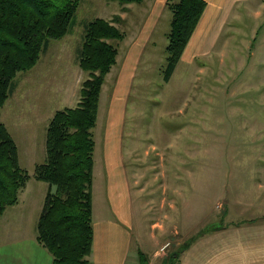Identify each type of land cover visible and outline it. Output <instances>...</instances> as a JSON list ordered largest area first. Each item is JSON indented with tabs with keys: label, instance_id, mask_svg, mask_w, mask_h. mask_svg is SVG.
Wrapping results in <instances>:
<instances>
[{
	"label": "rangeland",
	"instance_id": "374dc122",
	"mask_svg": "<svg viewBox=\"0 0 264 264\" xmlns=\"http://www.w3.org/2000/svg\"><path fill=\"white\" fill-rule=\"evenodd\" d=\"M167 1L83 0L72 33L52 40L37 64L16 77L0 123L3 114L30 180L20 205L5 214L7 223L0 220V243L12 227L37 234L38 209L49 185L34 178L35 167L46 160L47 127L55 112L81 100L89 74L79 66L78 54L84 25L96 18L114 21L125 33L124 39L111 41L118 55L102 88L94 130L96 165L119 151L137 202H152L156 217L181 216L199 229L262 211L264 0H206L178 67L165 82L172 20ZM254 203L257 207H251ZM151 212L140 206L139 224H134L146 236ZM168 242L159 256L173 246V239Z\"/></svg>",
	"mask_w": 264,
	"mask_h": 264
},
{
	"label": "trees",
	"instance_id": "16d2710c",
	"mask_svg": "<svg viewBox=\"0 0 264 264\" xmlns=\"http://www.w3.org/2000/svg\"><path fill=\"white\" fill-rule=\"evenodd\" d=\"M83 0H0V109L15 93L16 77L31 70L54 39L72 33ZM141 3L143 0H119ZM171 28L163 79L173 77L206 8V0H168ZM79 66L89 74L81 100L55 112L47 127L46 160L34 178L49 185L37 223V240L53 257L52 264H90L93 249V181L95 128L106 76L116 64L125 33L114 21L96 18L84 25ZM30 180L21 167L19 147L0 123V218L20 202Z\"/></svg>",
	"mask_w": 264,
	"mask_h": 264
},
{
	"label": "crops",
	"instance_id": "0c3cea01",
	"mask_svg": "<svg viewBox=\"0 0 264 264\" xmlns=\"http://www.w3.org/2000/svg\"><path fill=\"white\" fill-rule=\"evenodd\" d=\"M207 14L208 10L205 16ZM2 120L1 123H5L3 114ZM102 160L104 164L97 166L95 159L94 239L90 264H264V207L242 221H223L201 229L190 219L183 222L181 216L170 217L164 212L165 216L156 217L152 202H137L134 185L124 171L119 151L114 149ZM21 202L10 208L15 209ZM143 205L146 210H152L148 236L141 228L140 231L134 228V224H139L137 216ZM252 206L257 207L255 203ZM8 209L0 218L4 225L8 220L5 214L10 213ZM4 239L0 243V264L53 263L51 253L38 242L37 234L30 236L12 227L5 231ZM170 239L173 246L166 255L159 256L161 246ZM143 251L154 255L150 257ZM172 253L174 256H170Z\"/></svg>",
	"mask_w": 264,
	"mask_h": 264
},
{
	"label": "built area",
	"instance_id": "2783aa9c",
	"mask_svg": "<svg viewBox=\"0 0 264 264\" xmlns=\"http://www.w3.org/2000/svg\"><path fill=\"white\" fill-rule=\"evenodd\" d=\"M170 245V242L166 243L163 247H161V251L165 252Z\"/></svg>",
	"mask_w": 264,
	"mask_h": 264
}]
</instances>
